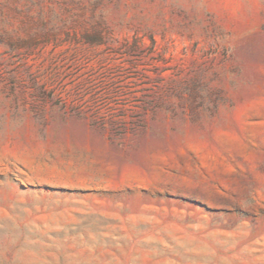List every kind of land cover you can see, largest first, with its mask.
<instances>
[{"label": "rangeland", "instance_id": "374dc122", "mask_svg": "<svg viewBox=\"0 0 264 264\" xmlns=\"http://www.w3.org/2000/svg\"><path fill=\"white\" fill-rule=\"evenodd\" d=\"M0 264H264V0H0Z\"/></svg>", "mask_w": 264, "mask_h": 264}]
</instances>
